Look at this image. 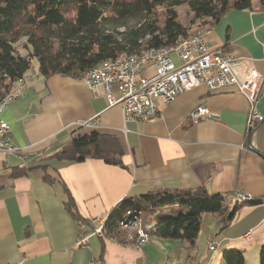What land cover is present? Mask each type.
Listing matches in <instances>:
<instances>
[{
	"label": "crops",
	"instance_id": "crops-1",
	"mask_svg": "<svg viewBox=\"0 0 264 264\" xmlns=\"http://www.w3.org/2000/svg\"><path fill=\"white\" fill-rule=\"evenodd\" d=\"M201 30L208 33L211 51L230 53L245 62L237 71L240 76L248 70L258 73L254 104L234 85L212 90L200 85L161 105L152 122L126 121L122 107H109L102 91L90 89L84 77H44L32 68L24 76L32 79L14 85L12 90H22L21 95L0 118L23 152L0 154V264H175L171 247L189 244L193 250L203 235L210 264H223L226 250L246 253L247 244L263 246L264 121L254 128L249 121L252 113L264 118V9L260 0H253L251 10L229 11ZM199 107L210 115L195 121L191 115ZM92 119L99 120L97 128L78 127ZM93 130L117 139L123 151L121 165L52 158L78 135ZM40 166L44 168L25 177H12V168ZM66 189L80 222L66 211ZM163 190L223 195L229 198V212L237 193L258 204L241 207L226 228L219 218L204 214L202 223L209 228L203 234L201 230L195 247L157 237L145 246L120 245L93 234V220L108 219L113 210L126 207L122 226L140 212L142 197ZM176 208L155 211L151 219L142 214V223L153 225L152 218L171 216ZM212 241L217 244L215 252L210 250Z\"/></svg>",
	"mask_w": 264,
	"mask_h": 264
},
{
	"label": "trees",
	"instance_id": "trees-1",
	"mask_svg": "<svg viewBox=\"0 0 264 264\" xmlns=\"http://www.w3.org/2000/svg\"><path fill=\"white\" fill-rule=\"evenodd\" d=\"M184 5L191 14L187 24L176 10ZM260 7L264 9V0H260ZM158 8H164L163 18L157 15ZM252 8L253 0H0V104L14 85L31 71L33 60L38 62V71L44 77L83 78L87 71L102 62L125 54L139 55L145 50L171 48L182 38L216 24L229 11ZM196 26L197 31H194ZM21 49L26 53L22 54ZM122 156L115 137L93 130L78 135L52 158L69 163L98 159L117 166L122 164ZM38 168L44 167H15L11 174L15 179L22 178ZM46 179L51 182L49 177ZM65 191L66 211L80 222L74 199L67 189ZM141 200L144 205L138 213H146L149 219L155 211L177 207L171 216L156 215L149 228L143 224L150 239L183 240L192 247L196 246L204 214L219 218L226 228L241 207L258 204L237 199L229 212L228 197L209 195L205 190L151 191ZM119 209L110 213L104 238L120 245L136 243L138 246V233L124 231L125 223L121 226L123 215ZM222 262L251 264L245 252L239 249L224 251ZM258 264H264V244Z\"/></svg>",
	"mask_w": 264,
	"mask_h": 264
},
{
	"label": "built area",
	"instance_id": "built-area-1",
	"mask_svg": "<svg viewBox=\"0 0 264 264\" xmlns=\"http://www.w3.org/2000/svg\"><path fill=\"white\" fill-rule=\"evenodd\" d=\"M242 63L245 62L230 53L211 51L206 39H189L177 50L171 51L169 56L151 52L149 59H139L133 63L102 62L98 65V72H86L84 80L90 89L102 91L109 107L121 106L126 121L152 122L158 118L161 105L175 102L182 94L200 85L211 90L234 85L254 104L258 98L257 81L260 77L254 70L240 76L237 71ZM149 69L153 71L150 75L147 74ZM30 79L32 76L23 77V81ZM21 91L16 90L12 102L20 97ZM12 102L0 109V116ZM209 115V111L199 107L193 111L191 118L200 121ZM263 121V117L252 113L249 126L254 128ZM98 126V119L78 125L91 129ZM22 152L12 140L9 125L0 118V154L21 155ZM236 198L252 199L243 193H237ZM101 221V218L92 221L93 234L99 237L104 236V233H100ZM149 242L150 236L147 234L146 240L138 244L145 246ZM216 246V242L212 241L210 250L215 252Z\"/></svg>",
	"mask_w": 264,
	"mask_h": 264
},
{
	"label": "rangeland",
	"instance_id": "rangeland-1",
	"mask_svg": "<svg viewBox=\"0 0 264 264\" xmlns=\"http://www.w3.org/2000/svg\"><path fill=\"white\" fill-rule=\"evenodd\" d=\"M176 10L179 13V15L181 16L183 23L187 24L188 22L191 21V14L189 13V10H188L186 5L177 7ZM156 12H157V15H159L163 18L164 8H158L156 10ZM196 28H197V26L194 28V31L195 30L197 31ZM19 48H21V46H19ZM20 52L22 54L26 53L23 49H21ZM176 63L178 65V62H176ZM33 70L35 71V73H38V62L36 60H33ZM125 210H126V207L120 208L119 209L120 215ZM145 216H146V213H143L144 219L146 218ZM201 227H202V229H201L202 233L201 234H203L209 228L206 223H202ZM126 230L129 233L135 232L132 229H126ZM126 230H124V231H126ZM247 246L249 247V249H248V251H246L245 255L247 254V256H248L247 258L257 259V261L254 264H258L259 263L260 250H261L262 246L260 248L256 244H254V245L247 244ZM171 248L175 249L174 254H173L175 264H193L192 262H194V261L196 262V264H207V263L210 264L211 257H209V250H208V245L206 242V235H203L200 238V241L198 243L197 248H194L193 250L189 247V244H187V245L183 244V246H181L179 248H176L174 246H172ZM221 258H222V255H221ZM250 263L252 264V261H250Z\"/></svg>",
	"mask_w": 264,
	"mask_h": 264
},
{
	"label": "bare ground",
	"instance_id": "bare-ground-1",
	"mask_svg": "<svg viewBox=\"0 0 264 264\" xmlns=\"http://www.w3.org/2000/svg\"><path fill=\"white\" fill-rule=\"evenodd\" d=\"M207 35H208V33L206 30L205 31H199L195 34H192V35L186 37V38H182L175 46H173L171 48L145 50L144 52H142L139 55L138 54L137 55L136 54L131 55V56L124 55V56H122L116 60L110 59L107 61H109L112 64L133 63V62L138 61L139 59H149L151 57V52H159V54H162V56H169L171 51L177 50L179 47H181L183 45V43L186 42V40H189V39H206ZM94 72H98V67L91 69L90 71H87V73H94ZM19 82L24 84L23 79ZM15 94H16V90H13L9 95H7L5 100L0 104V109L5 107V105H7L9 102H12V100L15 98ZM241 201L249 202V201H251V199H246V200H241ZM130 217H128V218H130ZM142 219L143 218H141L140 213H138L137 216L134 215V218L132 217L131 219H129V220L127 219V221L124 222L125 223L124 227L126 229L129 228V229H132L138 233L137 244L140 241L146 240L147 233L142 228L143 227ZM106 221H107V219H102V221L100 223V233H104V227H105V224L107 223ZM138 246H140V244H138Z\"/></svg>",
	"mask_w": 264,
	"mask_h": 264
},
{
	"label": "water",
	"instance_id": "water-1",
	"mask_svg": "<svg viewBox=\"0 0 264 264\" xmlns=\"http://www.w3.org/2000/svg\"><path fill=\"white\" fill-rule=\"evenodd\" d=\"M231 215L229 214V217H230Z\"/></svg>",
	"mask_w": 264,
	"mask_h": 264
}]
</instances>
